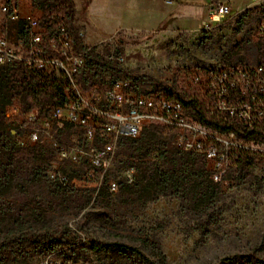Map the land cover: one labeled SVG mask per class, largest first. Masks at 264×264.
I'll return each instance as SVG.
<instances>
[{
    "label": "rangeland",
    "instance_id": "374dc122",
    "mask_svg": "<svg viewBox=\"0 0 264 264\" xmlns=\"http://www.w3.org/2000/svg\"><path fill=\"white\" fill-rule=\"evenodd\" d=\"M9 1L40 15L32 0ZM228 1L232 14L208 29H132L94 45L95 53L111 60L122 48L124 60H115L119 76L110 71L103 76H88V68L82 74L87 85L83 90L92 92L98 87L104 92L115 79L126 77L135 89L156 94L175 83L182 86V79L197 69L257 62L255 42L264 39L260 31L264 0ZM195 2L209 0H182V14L196 16L200 7ZM208 19L209 16L205 21ZM9 34L14 41L24 35L19 22L9 25ZM241 40L245 45L234 48ZM7 115L16 134L9 136L8 141L16 143L18 136L27 137L28 128L20 122L22 117L12 108ZM57 137L67 145L90 143L84 131L73 125L58 132ZM122 140L117 142L116 158L108 176L118 183L125 178L133 181L136 174L124 162ZM44 145L56 154V160L17 166L13 182L0 195V264H36L60 247H66L71 257L91 264H160L151 246L139 241L141 237L159 244L166 264H230L227 257L247 255L253 247L259 249L257 254L264 260L263 165L252 171L260 182L251 177L223 188L216 205L217 223L210 224L207 218L188 212L176 197L159 196L145 201L137 191L124 192L120 184L117 190H111L109 182L99 177L85 179L88 163H61L56 149L48 142ZM56 168L70 175L68 185L49 180V171ZM56 238L62 243H49ZM239 264L251 263L243 260Z\"/></svg>",
    "mask_w": 264,
    "mask_h": 264
},
{
    "label": "built area",
    "instance_id": "2783aa9c",
    "mask_svg": "<svg viewBox=\"0 0 264 264\" xmlns=\"http://www.w3.org/2000/svg\"><path fill=\"white\" fill-rule=\"evenodd\" d=\"M166 2L172 3V0ZM231 14L230 2L217 0L203 29ZM19 21L24 22L25 33L14 41L9 34V25ZM260 26L264 33V23ZM80 36L83 38L81 50L77 48L76 38L64 26L49 37L37 15L23 12L15 2L0 0V66L23 61L31 67L56 70L67 78V99L63 104L55 106L46 116L37 109L22 116L20 122L28 128L27 137L18 136L22 146L48 142L56 149L61 163H88L85 179H93L100 173L99 179L103 181L114 165L118 140L138 137L145 125L153 123L175 131L171 140L173 146L203 156L211 181L223 188L234 184L229 170L232 156L237 151L258 154L264 162V137L244 140L235 131L203 124L176 96L142 92L126 77L115 79L104 92L98 87L85 92L78 78L89 68L87 54L92 46L84 41V31H80ZM116 58L124 60L123 55ZM182 84L198 95L209 113L218 114L222 123L237 125L243 130L260 124L264 128V61L232 62L194 70L182 79ZM10 108L15 112L19 110L18 105ZM68 125L81 128L90 143L67 145L59 141L57 133ZM262 170L264 176V165ZM48 178L61 185L71 182L70 175L62 168L49 171ZM109 185L111 190L119 187L116 180H111ZM36 264L91 263L71 257L66 253V247H60Z\"/></svg>",
    "mask_w": 264,
    "mask_h": 264
},
{
    "label": "trees",
    "instance_id": "16d2710c",
    "mask_svg": "<svg viewBox=\"0 0 264 264\" xmlns=\"http://www.w3.org/2000/svg\"><path fill=\"white\" fill-rule=\"evenodd\" d=\"M32 2L40 10L39 23L45 27L49 37L56 35L64 26L76 38L77 48L83 49V38L76 25L78 9L75 0H32ZM22 31L25 33V30ZM243 45L245 41L241 40L234 45V48H241ZM255 48L257 62L264 61V39L257 40ZM123 51L119 48L117 57ZM87 56L88 76L96 74L103 76L106 71L116 76L120 75L115 62L118 58L106 59L95 53L93 46ZM85 80L83 75L78 78L84 90L87 89ZM66 83L67 78L63 74H58L56 70L47 71L31 67L23 61L0 66V195L5 193L4 188L7 184L13 182L17 166L38 160H47L50 163L56 160V154L43 144L22 146L19 138L16 143L8 141L9 136L16 134L10 128L7 110L13 105H18L17 115L21 117L34 109L46 116L55 106L63 104L67 99ZM158 93L178 97L192 116L203 124L235 131L244 140L264 137V128L261 124L243 130L237 125L222 123L218 114L209 113L198 95L193 90L185 89L183 84L181 86L175 83L173 87L158 90L156 94ZM174 132L165 125L150 123L144 126L138 137L122 138L124 162L127 168H133L136 174L133 181L125 178L118 184L126 193L139 192V196L145 201L159 196L176 197L188 212L207 218L210 224L217 223L216 205L222 197L223 187L211 181L203 156L171 144ZM258 165H264L258 154L239 150L232 156L229 176L238 182L251 177L260 182L252 172ZM110 171L103 179L109 184ZM96 176L100 177V173ZM32 241L36 242L34 239ZM139 241L144 245H150L154 258L160 264H166V257L157 242L151 241L148 237H141ZM49 243L59 245L62 241L56 238L49 240ZM118 245L123 249V245ZM258 250L257 247H253L249 254L233 255L227 257V260L230 264H239L243 260L251 264H264V260L257 254Z\"/></svg>",
    "mask_w": 264,
    "mask_h": 264
},
{
    "label": "crops",
    "instance_id": "0c3cea01",
    "mask_svg": "<svg viewBox=\"0 0 264 264\" xmlns=\"http://www.w3.org/2000/svg\"><path fill=\"white\" fill-rule=\"evenodd\" d=\"M216 1L195 2L200 10L196 16H191L182 14V0H172V3L166 0H75L76 25L85 32L84 41L90 46L132 29L139 32L192 31L203 27ZM20 6L23 12H29ZM19 27L24 30L23 21H19Z\"/></svg>",
    "mask_w": 264,
    "mask_h": 264
}]
</instances>
